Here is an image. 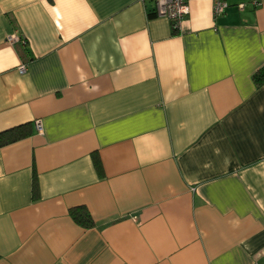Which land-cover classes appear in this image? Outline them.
Returning <instances> with one entry per match:
<instances>
[{"label":"crops","instance_id":"0c3cea01","mask_svg":"<svg viewBox=\"0 0 264 264\" xmlns=\"http://www.w3.org/2000/svg\"><path fill=\"white\" fill-rule=\"evenodd\" d=\"M224 1L173 34L153 0H0V264H264V0Z\"/></svg>","mask_w":264,"mask_h":264},{"label":"built area","instance_id":"2783aa9c","mask_svg":"<svg viewBox=\"0 0 264 264\" xmlns=\"http://www.w3.org/2000/svg\"><path fill=\"white\" fill-rule=\"evenodd\" d=\"M155 4V15L157 17L168 19L171 23H174V27H179L181 21H183L189 13V2L192 0H153ZM212 4V13L214 17L222 15L227 9L228 5L224 0H208ZM258 5V3H256ZM238 9L243 11L244 6L239 5ZM20 38L16 35H11L8 38V42L13 43ZM25 67L19 68V73L23 74ZM36 128L41 131V126L36 123Z\"/></svg>","mask_w":264,"mask_h":264},{"label":"trees","instance_id":"16d2710c","mask_svg":"<svg viewBox=\"0 0 264 264\" xmlns=\"http://www.w3.org/2000/svg\"><path fill=\"white\" fill-rule=\"evenodd\" d=\"M156 17L157 16L155 15V13L148 14V19H153ZM171 26H172V33L177 34L179 27H174L175 26L174 23H171ZM253 81L257 87L264 85V69H261L260 71L254 74ZM14 132H15V129H11L7 132L0 134V146H4L8 143L15 142L19 140L20 138H23L26 136L25 132H22V131L17 132V133H14ZM96 164L99 167L97 160H96ZM70 216L72 220L74 221V223H76L78 226L82 228L87 229L92 226V219L90 215L88 214V212L83 208H76V209L70 210Z\"/></svg>","mask_w":264,"mask_h":264}]
</instances>
